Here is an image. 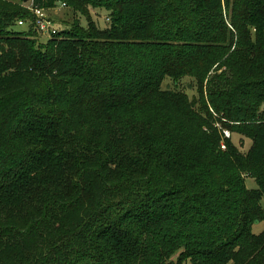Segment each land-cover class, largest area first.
I'll list each match as a JSON object with an SVG mask.
<instances>
[{"label": "trees", "instance_id": "16d2710c", "mask_svg": "<svg viewBox=\"0 0 264 264\" xmlns=\"http://www.w3.org/2000/svg\"><path fill=\"white\" fill-rule=\"evenodd\" d=\"M59 5L0 0V264H264V0Z\"/></svg>", "mask_w": 264, "mask_h": 264}, {"label": "rangeland", "instance_id": "374dc122", "mask_svg": "<svg viewBox=\"0 0 264 264\" xmlns=\"http://www.w3.org/2000/svg\"><path fill=\"white\" fill-rule=\"evenodd\" d=\"M9 1L21 3L25 6H28L31 3V0H9ZM90 14H91V18L99 28H104L109 24L107 14L105 11H103V9H90ZM47 15L55 23L56 25L55 28L57 30L63 29L66 26V24L68 25L74 18L72 10L67 6H62V5L49 9L47 11ZM75 17L79 18L80 23L86 26V21L84 20L83 17H79V15L77 14ZM22 28L23 27L21 28L18 27L17 29L20 30ZM36 38L39 43L46 46L47 44L46 40L48 37L39 35ZM163 85L166 87H170L172 89L175 88L173 82L169 79H166ZM177 89L184 90L190 98H192L196 94L194 82L190 78H183L180 82H178ZM218 129H220V127H218ZM231 141L233 142L234 145H236L239 148L241 152L248 151L252 143L249 138L241 137L238 136L237 134L231 135ZM246 184L250 188L255 186L251 178L246 179ZM262 229H263V223H257L252 227V231L254 232V234L260 233Z\"/></svg>", "mask_w": 264, "mask_h": 264}, {"label": "built area", "instance_id": "2783aa9c", "mask_svg": "<svg viewBox=\"0 0 264 264\" xmlns=\"http://www.w3.org/2000/svg\"><path fill=\"white\" fill-rule=\"evenodd\" d=\"M63 6V5H62ZM29 11L33 14V18L30 21L19 20L17 25L20 27H25L31 25L34 31L41 36L51 37L56 34L57 30L54 26L53 21L47 15L49 9L39 8V7H27ZM223 138H230V132L226 129H222ZM221 147L225 148L223 142Z\"/></svg>", "mask_w": 264, "mask_h": 264}, {"label": "crops", "instance_id": "0c3cea01", "mask_svg": "<svg viewBox=\"0 0 264 264\" xmlns=\"http://www.w3.org/2000/svg\"><path fill=\"white\" fill-rule=\"evenodd\" d=\"M30 5H31V3H30L28 6H30ZM28 6H27V7H28Z\"/></svg>", "mask_w": 264, "mask_h": 264}]
</instances>
